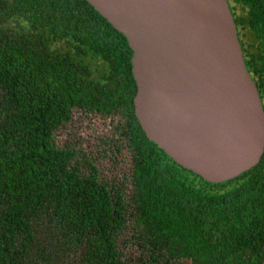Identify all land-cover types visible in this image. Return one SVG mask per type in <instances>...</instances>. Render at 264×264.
<instances>
[{"label": "trees", "instance_id": "obj_1", "mask_svg": "<svg viewBox=\"0 0 264 264\" xmlns=\"http://www.w3.org/2000/svg\"><path fill=\"white\" fill-rule=\"evenodd\" d=\"M228 1L264 105V0ZM132 57L88 0H0V264H264V153L220 183L178 164L136 115ZM77 110L111 117L126 174L58 145ZM129 214L150 245L136 260Z\"/></svg>", "mask_w": 264, "mask_h": 264}, {"label": "water", "instance_id": "obj_2", "mask_svg": "<svg viewBox=\"0 0 264 264\" xmlns=\"http://www.w3.org/2000/svg\"><path fill=\"white\" fill-rule=\"evenodd\" d=\"M133 50L148 138L213 183L256 166L264 105L228 0H88Z\"/></svg>", "mask_w": 264, "mask_h": 264}, {"label": "rangeland", "instance_id": "obj_3", "mask_svg": "<svg viewBox=\"0 0 264 264\" xmlns=\"http://www.w3.org/2000/svg\"><path fill=\"white\" fill-rule=\"evenodd\" d=\"M113 132L111 117L77 110L73 118L57 132L56 142L60 146L70 147L76 153V161L84 171H88L89 166L94 164L101 177L114 179V176L126 174L130 164L126 150H123L124 158L114 159V147L109 145ZM118 247L124 258L130 260L142 257L150 247L146 236L130 214L118 237Z\"/></svg>", "mask_w": 264, "mask_h": 264}]
</instances>
